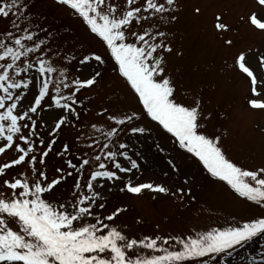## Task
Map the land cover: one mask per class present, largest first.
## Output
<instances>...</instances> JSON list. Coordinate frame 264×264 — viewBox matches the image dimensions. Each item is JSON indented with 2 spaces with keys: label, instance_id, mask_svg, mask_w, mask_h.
Listing matches in <instances>:
<instances>
[{
  "label": "snow or ice",
  "instance_id": "6c2138e0",
  "mask_svg": "<svg viewBox=\"0 0 264 264\" xmlns=\"http://www.w3.org/2000/svg\"><path fill=\"white\" fill-rule=\"evenodd\" d=\"M55 2L80 18L106 48L114 71L130 87L143 111L109 115L107 119L114 126L107 130L93 124L106 138V142L92 138L93 143L87 147L96 150L94 156L88 152L79 155V149L73 152L69 143L54 151L62 129L75 127L73 121L81 119L78 107L82 108L83 103L78 94L98 84L101 72L70 79L67 66L57 68L49 58L54 49L46 39L39 38V33L47 29L38 24L22 27L25 20H31L26 15L25 0H0V18L14 17L11 26L15 29L0 34V156L13 153L0 163V264H210L264 234V218H253L241 225L212 227L184 237L138 239L125 234L115 223L126 208L117 207L105 214L104 192L140 168L129 154L130 144L119 142L121 133L129 137L149 133L143 123L145 115L172 134L179 148L197 157L213 177L227 182L239 197L262 208L264 166L245 170L234 163L226 155L221 137L206 131L205 121L211 119V114L204 111L202 100L179 94L168 61L177 50L161 27L178 20V0ZM255 2L258 10L251 13L249 21L264 31V0ZM216 19V29L228 32L222 17ZM225 43L231 46L233 41L227 39ZM55 55L62 54L55 50ZM63 59L69 65L72 61L79 65L107 62L94 51L78 60L75 55H63ZM258 61L264 70V54L258 56ZM236 64L250 78L254 94L250 106L264 111V75L253 69L247 53L239 54ZM46 110H59L52 117L47 138L39 130L46 125L38 123ZM108 111L105 108L99 115ZM50 154L63 160V166L54 168V175L48 171ZM69 178L74 183L68 196L56 198L58 186ZM125 189L136 195L145 189L169 192L162 184H133L131 179L120 190ZM179 191L183 194L184 190ZM144 250L149 254H142Z\"/></svg>",
  "mask_w": 264,
  "mask_h": 264
},
{
  "label": "rangeland",
  "instance_id": "374dc122",
  "mask_svg": "<svg viewBox=\"0 0 264 264\" xmlns=\"http://www.w3.org/2000/svg\"><path fill=\"white\" fill-rule=\"evenodd\" d=\"M25 3L28 5L26 15L31 20H25L22 27L38 24L47 29L39 33V38L46 39L48 46L54 49L49 58L55 61L57 68L67 66L70 79L78 74L83 77L97 70L101 72L98 84L78 94L83 103L82 108L78 107L81 119L73 121L75 127L63 128L54 146V151H59L63 143H69L73 152L79 149V155L88 152L94 156L96 150L87 147L93 143L92 138L101 142H106V138L92 125L107 130L114 126V122L107 119L109 115L142 112L141 104L114 71L109 52L70 9L59 6L55 0H25ZM178 8V20L161 27L168 32V39L177 50L168 61L169 71L179 85V94L202 100L204 111L211 114V119L205 121L206 131L221 137L224 151L234 163L245 170L264 166V111L250 106L249 101L254 98L250 78L236 64L239 54L247 53L253 69L258 75H264L258 61V56L264 54V31L249 21L251 13L258 10L255 0H178ZM218 16L229 26L228 32L216 29ZM12 19L11 16L0 18V34L6 30L15 31ZM227 39L233 41L231 46L225 43ZM55 50L62 55L56 56ZM93 51L103 55L107 62L79 65L72 61L69 65L63 59V55H75L78 60ZM105 108L109 111L99 115ZM56 112L46 110L38 121L46 125L39 129L45 138ZM143 123L150 129L149 133L133 137L121 133L119 139V142L130 144L129 154L137 159L140 168L123 176L110 191L104 192L105 214L117 207L127 209L115 222L125 234L138 239L184 237L212 227L241 225L253 218H264V208L239 197L227 182L213 177L197 157L179 148L177 141L171 139L173 136L170 134V137L158 122L145 115ZM12 155L9 151L6 156H0V163ZM47 165L49 175H54V168L63 166V160L50 154ZM129 179L133 184H162L169 192L145 189L139 195H132L126 189L121 191ZM73 183V178H69L58 186L55 197L68 196ZM180 189L184 190L183 194ZM231 251V256L222 254L210 264H253V258L254 264H264V234ZM142 254H149V250ZM188 264L197 262L189 261Z\"/></svg>",
  "mask_w": 264,
  "mask_h": 264
}]
</instances>
